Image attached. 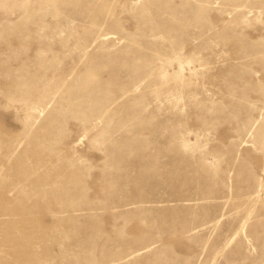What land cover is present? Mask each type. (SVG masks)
Instances as JSON below:
<instances>
[{"label":"rangeland","instance_id":"obj_1","mask_svg":"<svg viewBox=\"0 0 264 264\" xmlns=\"http://www.w3.org/2000/svg\"><path fill=\"white\" fill-rule=\"evenodd\" d=\"M0 264H264V0H0Z\"/></svg>","mask_w":264,"mask_h":264}]
</instances>
